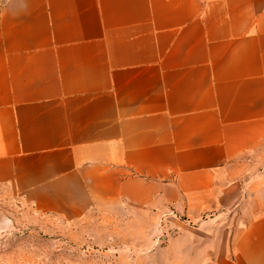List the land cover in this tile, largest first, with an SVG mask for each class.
<instances>
[{
  "label": "crops",
  "instance_id": "crops-1",
  "mask_svg": "<svg viewBox=\"0 0 264 264\" xmlns=\"http://www.w3.org/2000/svg\"><path fill=\"white\" fill-rule=\"evenodd\" d=\"M0 186L68 220L175 211L227 238L214 264H264V0H7Z\"/></svg>",
  "mask_w": 264,
  "mask_h": 264
},
{
  "label": "rangeland",
  "instance_id": "rangeland-1",
  "mask_svg": "<svg viewBox=\"0 0 264 264\" xmlns=\"http://www.w3.org/2000/svg\"><path fill=\"white\" fill-rule=\"evenodd\" d=\"M6 1L0 0V12ZM245 198L239 207L219 212L221 237L244 224ZM214 229L156 208L110 215L91 210L63 219L0 186V264H214L229 248L227 238H204Z\"/></svg>",
  "mask_w": 264,
  "mask_h": 264
}]
</instances>
